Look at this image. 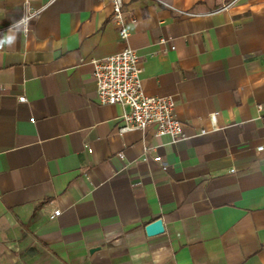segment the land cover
I'll return each instance as SVG.
<instances>
[{
  "label": "crops",
  "instance_id": "crops-1",
  "mask_svg": "<svg viewBox=\"0 0 264 264\" xmlns=\"http://www.w3.org/2000/svg\"><path fill=\"white\" fill-rule=\"evenodd\" d=\"M123 1L127 41L107 0H0V264H264V0ZM127 46L185 138L99 103Z\"/></svg>",
  "mask_w": 264,
  "mask_h": 264
},
{
  "label": "built area",
  "instance_id": "built-area-1",
  "mask_svg": "<svg viewBox=\"0 0 264 264\" xmlns=\"http://www.w3.org/2000/svg\"><path fill=\"white\" fill-rule=\"evenodd\" d=\"M30 0H26L29 4ZM106 1V0H100ZM113 7V19L119 26L120 37L127 41L130 32L125 28L123 21V0H107ZM165 8L174 9L169 0H151ZM45 7L32 9L26 7V11L17 24L8 26L11 29L21 26L25 31L29 30L30 22L38 18ZM180 14L193 16L191 13L179 12ZM131 21L135 18L131 16ZM163 43L166 40H161ZM94 79L97 86V98L100 104H118L126 107L121 116L122 125L119 128L120 133H126L133 130L144 132L149 127L155 128V134L158 137H169L172 142L185 138L182 123L175 115L176 102L170 96H149L145 94L142 87V67L140 57L137 52L127 46L119 53L106 58L95 60ZM20 102H26L25 96L19 98ZM261 110V106L258 107ZM215 121V115H213ZM206 131L202 130L201 134ZM150 148L144 150V159ZM260 147L259 150H262ZM122 157V154L120 155ZM156 161H161L159 156ZM60 211H55L59 215Z\"/></svg>",
  "mask_w": 264,
  "mask_h": 264
},
{
  "label": "water",
  "instance_id": "water-1",
  "mask_svg": "<svg viewBox=\"0 0 264 264\" xmlns=\"http://www.w3.org/2000/svg\"><path fill=\"white\" fill-rule=\"evenodd\" d=\"M164 232V225L161 219H157L146 226V233L148 236L161 234Z\"/></svg>",
  "mask_w": 264,
  "mask_h": 264
},
{
  "label": "clouds",
  "instance_id": "clouds-1",
  "mask_svg": "<svg viewBox=\"0 0 264 264\" xmlns=\"http://www.w3.org/2000/svg\"><path fill=\"white\" fill-rule=\"evenodd\" d=\"M12 39H14V37Z\"/></svg>",
  "mask_w": 264,
  "mask_h": 264
}]
</instances>
